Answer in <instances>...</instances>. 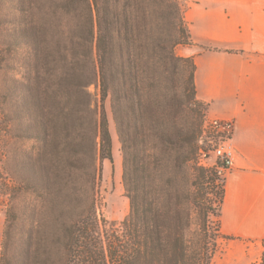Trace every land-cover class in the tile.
Instances as JSON below:
<instances>
[{
	"label": "trees",
	"instance_id": "obj_1",
	"mask_svg": "<svg viewBox=\"0 0 264 264\" xmlns=\"http://www.w3.org/2000/svg\"><path fill=\"white\" fill-rule=\"evenodd\" d=\"M182 1L0 0V264H208L205 184L221 177L199 161L207 106L176 52L192 44ZM106 101L119 224L98 212Z\"/></svg>",
	"mask_w": 264,
	"mask_h": 264
},
{
	"label": "crops",
	"instance_id": "obj_2",
	"mask_svg": "<svg viewBox=\"0 0 264 264\" xmlns=\"http://www.w3.org/2000/svg\"><path fill=\"white\" fill-rule=\"evenodd\" d=\"M198 100L207 120L232 125L219 232L245 264L264 250V0H184ZM0 209V243L3 228Z\"/></svg>",
	"mask_w": 264,
	"mask_h": 264
},
{
	"label": "rangeland",
	"instance_id": "obj_3",
	"mask_svg": "<svg viewBox=\"0 0 264 264\" xmlns=\"http://www.w3.org/2000/svg\"><path fill=\"white\" fill-rule=\"evenodd\" d=\"M185 7V2L182 1ZM186 46H178L176 52L183 56ZM91 92H96V87H90ZM105 110L107 113L109 127L111 135L114 141L113 146V164L104 162L102 164L101 178H97L96 189L99 192L98 195V209L99 213L103 214L106 221L109 223L114 221L116 224L125 217L128 212L129 202L124 195V189L121 181L122 174V159L120 151V143L116 134L112 114L109 107V102L105 103ZM205 117L202 123V132L199 136V145L202 147V151L199 155V161L207 168L215 167L218 158L213 152V143L216 142L217 136L214 133L209 132L208 128H205L207 123ZM227 171L220 173V179L210 181L209 179L205 184V199L207 205L211 207L208 212L206 220V232H207V253L210 257L208 264H245L247 262L244 257L240 256V253L229 251L228 245L231 244L229 237L222 235L219 232V214L220 207L217 204L215 193L217 191V183L224 184V177ZM3 173L2 166L0 164V174ZM208 178L211 177V173H208ZM7 197L0 194V209L2 211V218L4 219L5 202ZM250 264H264V250L262 251L257 261H252Z\"/></svg>",
	"mask_w": 264,
	"mask_h": 264
},
{
	"label": "built area",
	"instance_id": "obj_4",
	"mask_svg": "<svg viewBox=\"0 0 264 264\" xmlns=\"http://www.w3.org/2000/svg\"><path fill=\"white\" fill-rule=\"evenodd\" d=\"M205 128H208L209 132L217 136L216 142L213 143V152L219 161L218 172L228 171L233 165L235 156L231 123L221 120H209Z\"/></svg>",
	"mask_w": 264,
	"mask_h": 264
}]
</instances>
